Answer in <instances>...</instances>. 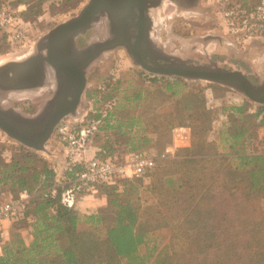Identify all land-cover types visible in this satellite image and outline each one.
Masks as SVG:
<instances>
[{
    "label": "rangeland",
    "instance_id": "374dc122",
    "mask_svg": "<svg viewBox=\"0 0 264 264\" xmlns=\"http://www.w3.org/2000/svg\"><path fill=\"white\" fill-rule=\"evenodd\" d=\"M16 1L0 0L11 10H13V4ZM38 1L24 0V11L27 6L35 5ZM42 1L43 7L40 16L37 20L30 22L32 27L29 28L31 34L29 41L24 45L14 46L11 50H8L4 44L0 46V65L27 56L33 50L34 43L38 38L57 24L76 16L89 0ZM193 1L195 5L190 10L180 7L181 10L176 11L171 5L166 4L164 10L159 14L161 26L157 30V34L160 45L169 43L175 50L181 48V51L184 50L182 52L184 59L190 60L195 65L208 60L213 61L209 59L212 52L208 51L205 55L202 51L209 50L210 47L212 49L217 44V40L224 45L229 42L231 46L233 45L235 49L241 51L255 49L256 55L250 64L243 63L224 52L214 53L218 54L216 55L218 59L213 62H216L219 67L239 70L246 74L253 83H258L259 70L264 69V38H246V34L241 28L231 29L224 19L225 6L220 0ZM234 2V0L229 1V4ZM194 38H209V40L203 42V40ZM101 58L95 61L87 71L86 85L76 114L65 117L55 126L45 145L46 151L36 152L26 148L0 130V152L3 151L1 161L9 162L12 158L20 159L24 166L35 167L38 170H41L43 163H46L47 167L55 172L53 184L56 186L65 185L64 172L70 154L58 134L57 126L60 124H68L72 129L84 130V133L88 134L85 158L98 155L99 152L123 157L130 150L155 155L162 148L165 149L171 145L176 148L175 152L178 151L177 154L174 152L173 157L161 159L155 155L160 158L156 164L158 163L162 170L170 162L168 159L171 161L206 157L215 159L207 164L204 172L191 171L187 175L190 179L196 176L203 177L201 181L203 184L202 193L206 190L211 191L214 187L211 179L214 169L221 172L231 164L233 166L238 164L240 161L233 158L242 156L241 154L252 157L264 156V123H259V117L253 118L251 115L257 112L260 105L245 99L236 91L220 85L152 75L137 66L121 48H117ZM175 80H178L177 84ZM28 104L31 105L32 102L24 97L12 98L8 101V106L11 108L22 109L26 112H28ZM240 106L243 108L246 106L247 113H237L234 108ZM33 110L31 111L33 112ZM178 125H184L188 129L187 139L181 140L175 136L173 140L172 131L175 127H179ZM241 129L245 130L243 137L238 140L234 148H230V145L235 141L233 135ZM197 140L208 145L206 151L208 155L201 156L195 153ZM241 142H244L242 146ZM26 158L31 160L30 164L24 162L27 160ZM174 168L177 166H172V170ZM170 178L172 181H176L180 176L172 172ZM164 180V178L157 180L155 177L131 179L116 196L112 194L107 196L105 190L97 187L98 193L96 194L88 192L79 195L85 196L83 199L85 202L87 200L92 202L94 199L97 202V195H104L107 201L104 199L103 202H97L99 205H96L95 208L99 206L100 209L96 210V213L84 214L74 207L71 209L80 216L96 215L100 219V222L94 225L93 231L97 233L95 236L101 240L104 247H106V243L102 239L105 238V229L116 219V207L111 203L113 198L116 199V203L129 202L136 207L140 221H145V211H158L160 220H164V226H166L151 233L147 237V244L142 247L141 251L144 252L143 248L146 246L150 249L156 242L158 250L165 246V250L180 252L186 249L187 238L191 234L190 230L187 233L185 228L176 227L177 223L169 210V205L174 202V197L170 195L169 186ZM255 191L253 198L247 197L244 205L264 211V182L261 189L258 188ZM246 192L244 191L245 194ZM10 198L12 197L8 194L7 185L2 187L0 184V204L9 201ZM202 198L208 199V196L188 191L181 199L185 200L186 209L197 205L203 211L205 208ZM27 201H29L28 196L25 199L26 203ZM90 210H93L90 212H95L94 209ZM210 216L213 214L210 213ZM185 217L186 210L182 212L180 220L184 222ZM205 217L208 218L207 214ZM16 227L22 239L29 243L32 240L31 223L25 221L17 224ZM14 232L15 230L11 226L9 238Z\"/></svg>",
    "mask_w": 264,
    "mask_h": 264
},
{
    "label": "trees",
    "instance_id": "16d2710c",
    "mask_svg": "<svg viewBox=\"0 0 264 264\" xmlns=\"http://www.w3.org/2000/svg\"><path fill=\"white\" fill-rule=\"evenodd\" d=\"M220 1L227 12L233 11L235 6L249 12L257 2L234 0V3L229 4V1L233 0ZM20 4H24V0H17L13 4V10ZM0 5L3 4L0 2ZM42 7V0L35 5L27 6L20 14L21 19L29 23L37 20ZM227 19L233 22L242 20L241 14H237V17L228 15ZM0 43V46L4 44L8 50L13 48L5 35L0 37ZM175 83L177 84L178 80H175ZM245 108L246 106L244 108L240 106L234 109L239 114H245L247 113ZM251 115L253 118L259 117V123H264V106H258L257 112ZM178 126L186 128L184 125ZM244 133V129L235 132L233 135L235 141L230 148L235 147ZM243 144L244 142H241V146ZM207 147L205 142L197 140L195 153L201 156L208 155ZM164 150L162 148L155 155L160 157ZM2 152L0 184L2 187L7 185L8 194L12 197L10 200H18L19 195L26 192L29 201L25 202L22 219L11 221L15 232L2 247L0 264H264V211L244 205L247 197L253 198L255 189H261L264 182L262 155L252 157L241 154L242 156L233 158L240 161L238 164L234 166L231 164L221 172L214 169L211 174L214 187L204 193L201 192L203 177L196 176L190 179L187 175L191 171L204 172L207 164L215 159L209 157L176 161L168 159L170 162L163 170L157 163L147 178L165 179L170 195L174 197L169 210L177 223L176 227L185 228L187 233L190 230L191 235L188 236V245L183 251H168L165 250V246L158 250L154 242L150 249L146 246L142 252V247L148 242L147 237L166 226L165 221L160 220L158 211H145V221H140L136 207L129 202L116 203V199L113 198L111 203L116 207V219L105 229V238L102 239L106 243L104 247L101 240L96 238L97 233L93 231L94 225H97L100 219L96 215L80 216L61 203V195L70 187L79 167L65 169V185L56 186L53 184L55 172L48 168L46 163H43L41 170L35 167L32 169L24 166L20 159L1 161ZM129 152L134 151H127ZM116 157L122 160V157ZM26 159L24 162L30 164L31 160ZM174 165L177 168L172 170ZM172 172L177 173L180 178L172 181L170 178ZM62 179L64 180V177ZM128 182L118 180L113 185H102L99 188L105 190L107 196L111 194L116 196ZM216 190L218 192L215 193ZM188 191L208 196V199L202 198L205 210L201 211L197 205L185 208V200L181 198ZM244 191H247L246 194ZM185 210L186 217L183 222L180 219ZM210 213L213 216H210ZM205 214L208 216L207 219ZM25 221L31 223L32 240L29 243L22 239L16 227ZM151 227L152 229H149Z\"/></svg>",
    "mask_w": 264,
    "mask_h": 264
},
{
    "label": "water",
    "instance_id": "95a60500",
    "mask_svg": "<svg viewBox=\"0 0 264 264\" xmlns=\"http://www.w3.org/2000/svg\"><path fill=\"white\" fill-rule=\"evenodd\" d=\"M106 10V0H89L78 14L61 22L38 38L31 53L21 61H9L0 65V130L22 146L36 152H45V145L61 118L74 116L86 85L90 66L111 52L116 43L90 42L77 49L75 39L84 33L96 20V14ZM223 52L243 63L250 64L256 55L255 49L241 51L225 44ZM127 52L130 54L129 50ZM132 57V55H131ZM133 58V57H132ZM102 59V58H101ZM134 59V58H133ZM54 70L75 75V92L71 101L61 97L39 108L34 114H25L8 106L12 98L24 97L33 91L38 93L43 85V70ZM147 71L159 75L177 77L188 81H203L230 88L245 99L264 106V69L259 70L260 79L253 83L239 70L219 67L216 62L193 64L187 59H176L167 66L156 64Z\"/></svg>",
    "mask_w": 264,
    "mask_h": 264
},
{
    "label": "built area",
    "instance_id": "2783aa9c",
    "mask_svg": "<svg viewBox=\"0 0 264 264\" xmlns=\"http://www.w3.org/2000/svg\"><path fill=\"white\" fill-rule=\"evenodd\" d=\"M24 9V4L17 6L15 10L0 5V37L5 35L13 47L26 44L31 35L29 28L32 27V24L24 22L20 17ZM237 14H241V21H228V15L237 17ZM224 19L231 29L241 28L245 32L246 38H264V0H257L249 12L245 9H238V6L229 12L225 9ZM57 131L70 154L65 169L71 170L73 166L79 167L70 187L61 195V203L69 209L74 207L77 196L93 192L99 186L113 185L118 180L147 177L153 172L158 159L173 157L176 150L171 145L167 146L160 158L144 152L126 153L121 161L116 156L104 153L85 158L88 134H85L84 130L78 131L72 129L68 124H60L57 126ZM172 133L173 140L175 136L184 140L189 135L188 129L184 127H175ZM26 198L27 194L23 192L19 195L18 200H9L0 204V225L5 220L11 222L22 219Z\"/></svg>",
    "mask_w": 264,
    "mask_h": 264
},
{
    "label": "flooded vegetation",
    "instance_id": "af4514ba",
    "mask_svg": "<svg viewBox=\"0 0 264 264\" xmlns=\"http://www.w3.org/2000/svg\"><path fill=\"white\" fill-rule=\"evenodd\" d=\"M166 4L171 5L177 11L181 10L180 7L190 10L194 7L195 2L193 0H106V10L103 15L100 13L95 15L96 20L91 24V27L76 37L75 47L81 49L90 42L105 40L119 44L113 50L123 49L132 61L144 71L156 64L167 66L176 59H184V55H182L184 50L181 51V48L175 50L172 44L160 45L159 42L157 34V30L161 26L159 14L164 10ZM194 39L203 40V42L209 40V38ZM223 45L217 40V44L212 49L207 46L210 49H204L202 53L207 55L208 51L212 52L209 59L216 61L218 59L216 55L223 53ZM24 58L14 61H21ZM71 73L59 72L56 77L54 70L45 68L42 74L44 88L40 89L38 93L33 94V91L26 93L24 99H29L32 104L27 105L28 112L22 109L20 111L25 114H34L39 108L61 97H64L65 101H71L76 85L75 75ZM32 109H34L33 112ZM67 116L69 115L61 118L59 122Z\"/></svg>",
    "mask_w": 264,
    "mask_h": 264
},
{
    "label": "crops",
    "instance_id": "0c3cea01",
    "mask_svg": "<svg viewBox=\"0 0 264 264\" xmlns=\"http://www.w3.org/2000/svg\"><path fill=\"white\" fill-rule=\"evenodd\" d=\"M92 193L96 194L98 193V190H94ZM85 196H77L75 199V203H74V208L77 209L78 211H80L81 213L84 214H89V213H96L98 209H100V207L98 206V208H95L97 204V202H103L102 200L105 199V201H107V199L104 197V195H97V202L95 201V199L92 202H89L87 200V202H85ZM87 199V198H86ZM90 209H94L95 212H90L93 210ZM11 222L8 220H5L1 223L0 225V254H1V250H2V246L6 243V241H8L9 239V234L11 231Z\"/></svg>",
    "mask_w": 264,
    "mask_h": 264
},
{
    "label": "bare ground",
    "instance_id": "6f19581e",
    "mask_svg": "<svg viewBox=\"0 0 264 264\" xmlns=\"http://www.w3.org/2000/svg\"><path fill=\"white\" fill-rule=\"evenodd\" d=\"M99 31V30H98ZM103 56H104V54H103ZM103 56H101V57H103Z\"/></svg>",
    "mask_w": 264,
    "mask_h": 264
}]
</instances>
